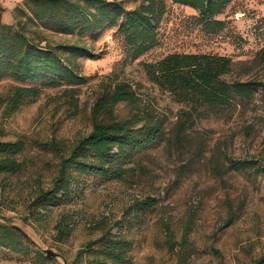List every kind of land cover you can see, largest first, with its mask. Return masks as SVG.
<instances>
[{"label":"rangeland","instance_id":"obj_1","mask_svg":"<svg viewBox=\"0 0 264 264\" xmlns=\"http://www.w3.org/2000/svg\"><path fill=\"white\" fill-rule=\"evenodd\" d=\"M37 1L0 0L1 22L26 21ZM104 1L126 12L147 5ZM213 20L224 25L208 29L198 10L165 0L158 43L136 58L118 25L70 34L38 29L40 47L87 49L75 57L62 52L84 81L53 85L43 77H0V142L24 144L20 168L0 174L1 233L19 226L29 236L0 238V264H97L105 235L129 242L132 264H264V90L248 99L234 94L221 107L194 108L148 74L171 53L211 54L232 59L223 79L264 83L258 57L264 0H231ZM118 83L131 85L135 97L116 104L112 116L160 122L163 139L112 162L108 176L69 171L67 197L36 206L41 191L58 186L62 161L92 131L96 99ZM18 86L39 94L14 106ZM48 249L57 255L48 256Z\"/></svg>","mask_w":264,"mask_h":264},{"label":"trees","instance_id":"obj_2","mask_svg":"<svg viewBox=\"0 0 264 264\" xmlns=\"http://www.w3.org/2000/svg\"><path fill=\"white\" fill-rule=\"evenodd\" d=\"M172 1L195 8L205 27L216 30L224 23L213 18L231 0ZM145 2L147 5L143 3L139 8L126 12L122 6L105 4L104 0H41L37 1L35 9L24 22L5 24L0 20V77L10 73L21 82L43 77L53 85H77L84 81V77L79 76L68 61L64 62L62 52L70 51L75 57L87 49L74 44L52 46L49 42L45 47H40L44 37L39 35L38 29L70 34L77 30L80 33L97 31L106 22V28L118 25V32L124 34L126 42L133 47V57H138L157 45V28L165 11V0ZM123 13L124 19L118 23ZM258 57L264 62V49L258 52ZM232 65V59L227 56L171 53L149 66L148 74L162 88L179 92L183 101L194 108L202 105L221 107L234 94L248 99L256 91L264 90V83L260 81L223 79L224 75L232 72ZM38 94V88L18 86L13 94L14 106L22 104L26 98H36ZM134 97L135 91L127 83H118L99 95L92 109V131L62 161L58 186L51 191H41L34 200L36 206L58 204L67 197L69 171L108 176L112 172V162L122 156L130 157L146 151L163 139L164 129L160 122L141 124L136 117L118 120L112 116L116 104L132 102ZM23 150L22 141L0 142V174L15 172L20 168L21 162L17 156ZM2 229L5 228L0 226V238L5 240H15L23 235L16 226L6 228L4 235ZM101 241V247L96 252L103 259L95 257L94 262L132 264L127 256L130 249L127 240L105 235Z\"/></svg>","mask_w":264,"mask_h":264},{"label":"water","instance_id":"obj_3","mask_svg":"<svg viewBox=\"0 0 264 264\" xmlns=\"http://www.w3.org/2000/svg\"><path fill=\"white\" fill-rule=\"evenodd\" d=\"M16 228L25 236V237H27V238H29V236H28V234L21 228V227H19V226H16ZM46 254L48 255V256H51V257H54V256H56L57 255V253L56 252H54L53 250H51V249H48V250H46Z\"/></svg>","mask_w":264,"mask_h":264}]
</instances>
